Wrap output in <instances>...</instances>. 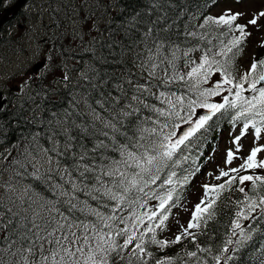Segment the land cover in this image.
I'll return each instance as SVG.
<instances>
[{
    "label": "snow or ice",
    "instance_id": "6c2138e0",
    "mask_svg": "<svg viewBox=\"0 0 264 264\" xmlns=\"http://www.w3.org/2000/svg\"><path fill=\"white\" fill-rule=\"evenodd\" d=\"M148 6L146 14L150 15L164 7H175V4L173 0H148ZM139 15L137 13L125 22V35L137 29L138 24L145 23L137 19ZM241 15L229 11L219 17L206 16L199 24L205 32L206 26L216 25L224 26L228 32L239 33L219 45H213L205 32L192 28L183 33V41L162 38L160 33L169 31L171 26L158 29L156 25L167 16L150 20L140 33V39L131 46L135 49L143 45L142 51L133 55L143 75L135 83L131 78L120 80L113 85L119 95L113 97L111 93L107 96L101 93L102 98L95 102L109 115L102 116L92 107L90 92L99 87L96 83L99 73L91 65L87 72L81 73V79L88 81L84 103L92 120L78 122L77 117L84 113L75 109L78 101L73 98L69 108L36 121L38 127H43L30 133L23 147L15 144L11 146L15 151L0 152V163L7 162L0 168V264H147L145 257L153 255L146 247L149 234L150 243L162 249L179 243L184 236L195 241V235L189 230L201 226L204 213L211 218L210 209L215 199L203 208L205 200L202 199L195 206L187 228L171 241L157 239L156 230L163 229L171 208L178 205L179 196L173 198L175 188L168 189L165 195L151 193L152 199L159 200L157 208L161 211L142 212L140 209L146 207L150 196L145 189L160 179L161 171L169 167L170 161L177 162L174 159L177 153L183 152L191 138L205 129L221 110H233L232 119L244 122L241 134L233 141L237 152L241 150L239 142L250 126L254 129L255 139L261 138L264 129V59L253 60L250 69L239 80L231 70L233 57L242 50L240 45L250 35L245 31L246 25L234 24ZM258 16L264 17V11ZM257 23L256 17L248 21L254 26ZM78 38L83 40V36ZM192 39L205 41L209 46L184 47L190 45ZM91 44L94 48L95 38ZM129 50L125 49V53ZM195 51L201 52L198 59L191 56ZM216 73L221 79L212 87H202ZM222 91L228 93L222 97L223 102H209L210 97L219 96ZM121 101L124 102L122 105ZM5 104L6 98L0 95V110ZM197 108L207 109V114L199 115L193 121ZM126 123L128 129H125ZM181 123L190 126L177 136L176 130ZM85 137L90 146L84 143ZM261 151L264 146L253 147L246 158H241L243 163L231 168L230 172L238 174L248 169H264V160L257 161ZM236 158L229 149L225 163L231 164ZM5 172L7 179L3 178ZM175 175L171 172L163 184L172 185ZM221 177H229V172L221 170L216 179ZM237 179L241 185L251 182L253 195L249 196L244 187L238 189L244 193L243 200L238 201L242 207L235 213L231 235L220 249L222 254L212 257L215 264H221L222 260L228 264L234 258L229 253L237 249L229 245L242 247L253 238V229L243 227L241 219L259 217L264 220V191H260L264 189V176L233 175L219 185L205 184V197L209 191L218 197ZM236 236L239 239L234 240ZM205 251L208 250L197 245V250L186 252V256L195 258L197 264H206L197 254ZM155 264H173V261L167 258L156 260Z\"/></svg>",
    "mask_w": 264,
    "mask_h": 264
},
{
    "label": "trees",
    "instance_id": "16d2710c",
    "mask_svg": "<svg viewBox=\"0 0 264 264\" xmlns=\"http://www.w3.org/2000/svg\"><path fill=\"white\" fill-rule=\"evenodd\" d=\"M199 4L200 1L197 0H173L175 7H164L159 12H151V14H146L149 11L148 0H142L140 4L134 7V9L127 8L121 13L116 14L109 18L105 26L103 27V31L108 34V37H102L96 41L97 44V55L95 58L90 56L92 62L90 65H94L96 71L99 73V79L96 83L99 85L98 88L91 90L90 97L92 107L96 108L97 112H99L102 116H107L110 113H105L99 105L95 102L98 99H101V93L104 96L107 95V85L106 83H102L104 81L109 80L110 84L112 81L117 79V74L115 73L114 69L122 67L123 61L125 63H130L128 58L130 55H134V52L129 50L125 53V49H131L132 44L138 40L140 33L146 29L147 23L152 20H156L158 16H167L166 20L161 21L159 24L156 25L158 29L163 28L165 25L171 26L169 31L161 32V37H171L177 41H183L184 37L182 36L181 32L177 29L180 27V21H177L182 9H187L188 3ZM170 8V9H168ZM168 12V14H167ZM139 13V17L137 19L143 20L144 24H138L137 29L131 30L127 35L123 31V27L125 22L128 21L131 17L136 16ZM123 16V17H122ZM202 23V22H201ZM214 25L206 26L207 30H212ZM206 30V31H207ZM205 31V30H204ZM179 34V35H177ZM190 46H197L203 47V41H197L195 39L191 40L190 45H184V47ZM143 45H139V50L142 51ZM131 74V71L122 68L120 73L118 74L119 77L127 80L128 76ZM69 85L62 89L60 93L64 98H71L77 94L80 96L83 101L85 100L84 92L85 89L88 87V81L86 80H78L73 82H68ZM62 88V84L58 88L59 90ZM42 94H37L39 98ZM52 95L47 99H40L39 103L41 108L39 109V113L36 114L35 117L37 119H47L51 113L56 112L60 113L63 111L60 108L62 101L60 98L57 100H53ZM148 113H145L147 115ZM93 117L89 114L88 108L85 106L84 103V122L92 120ZM133 119H135L133 117ZM80 121L81 118H80ZM99 126V121L96 122ZM27 122L21 112L17 109H10L7 116H3L0 119V131L7 132L8 135L13 138L18 134V130L22 129L23 131L27 128ZM43 126H37V131H39ZM125 129H128L127 123L125 125ZM129 135H131V130L129 129ZM74 135L76 133H73ZM147 135V134H146ZM26 137H22L21 139H25ZM123 140V137H120ZM84 143L89 144L90 141L87 137L84 138ZM193 147L203 149L204 148V139L200 137H193L191 138V143ZM252 187L251 182L247 183L245 188V192L248 193L249 196H252L253 193L250 191ZM240 187H233L227 191H223L219 194V196L215 200V204L211 212V218H209L203 226L200 228L199 237L201 242L204 244L205 247L209 248L212 251L220 250L223 244L225 245V241L228 239L229 235L228 232L231 229L232 221L235 217V213L237 212L236 206H242L238 204V201L243 200L244 193L238 191ZM261 191V189H260ZM204 217H208V213L204 214ZM261 250L264 251V247H261ZM252 251L250 247L242 250L241 252H236L233 255V259L229 264H251L252 259ZM173 264H177V258L173 257ZM178 264H184L183 261H180ZM189 264V263H188ZM215 264V263H213Z\"/></svg>",
    "mask_w": 264,
    "mask_h": 264
},
{
    "label": "rangeland",
    "instance_id": "374dc122",
    "mask_svg": "<svg viewBox=\"0 0 264 264\" xmlns=\"http://www.w3.org/2000/svg\"><path fill=\"white\" fill-rule=\"evenodd\" d=\"M259 4V5H258ZM257 5V6H256ZM242 9L245 10L247 13H258V11L261 9V6H263L264 11V0H246L244 3H242ZM223 8H236L235 4L230 3V1H226L223 3V5H220L218 7L217 12H219ZM261 11V12H262ZM258 18L261 19V17L256 15ZM264 33V17H263V23L260 24L259 28L257 31L253 34L252 40L254 41L252 44V47L258 49L260 46V40L261 37ZM23 44L26 46L27 53L22 54L21 52L12 54L11 55V65L14 70L13 75L15 76V84L14 86L11 87L15 89V92L24 91L25 84H28L27 80L31 77L29 73V62L32 61L34 58V54L37 53V49H40L44 43L39 41L38 36L30 35L29 39H24ZM30 49L32 51H30ZM26 60V61H25ZM249 59H247V62ZM23 64H26L25 66H22ZM7 73H3L1 76V79H6ZM19 87V88H18ZM184 131V130H183ZM228 139L227 141L229 143H232L235 139L234 134H227ZM225 136V135H224ZM241 147L240 151H236V154H238L237 159L232 162L231 164H226L220 162L222 160L221 152H220V146L224 144V141L221 140L219 142L218 147L215 150V153L213 154L212 160H215L214 162L207 161L206 165L200 172V179L201 180H196L190 187V190L188 191L187 195L185 196L184 203L178 207L172 214V216L168 219V223L166 224L165 231H164V236L169 239V240H174L176 235H179L183 232V229L187 228V225L189 221L191 220L190 212L191 208L193 206H196L202 199L205 200L206 204V198H205V191L204 188L202 187V181L205 178V175L208 171V169H213V170H220V169H226L230 166H239L241 163H243V159L241 158H246L249 155L248 152V142H239ZM264 146V144H260ZM255 147V146H254ZM264 160V151H261L257 155V161ZM256 170H263L260 168H256ZM242 172V171H241ZM214 183H218L215 181ZM205 205H202V208Z\"/></svg>",
    "mask_w": 264,
    "mask_h": 264
},
{
    "label": "bare ground",
    "instance_id": "6f19581e",
    "mask_svg": "<svg viewBox=\"0 0 264 264\" xmlns=\"http://www.w3.org/2000/svg\"><path fill=\"white\" fill-rule=\"evenodd\" d=\"M4 84H5L7 87H9V88L12 89L11 84H10V81H9L8 79L4 81Z\"/></svg>",
    "mask_w": 264,
    "mask_h": 264
}]
</instances>
